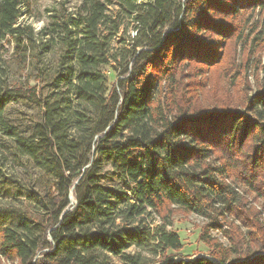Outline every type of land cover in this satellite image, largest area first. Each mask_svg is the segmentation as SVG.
<instances>
[{
	"label": "trees",
	"instance_id": "16d2710c",
	"mask_svg": "<svg viewBox=\"0 0 264 264\" xmlns=\"http://www.w3.org/2000/svg\"><path fill=\"white\" fill-rule=\"evenodd\" d=\"M263 6L264 0H78L46 9L37 30L26 19L33 17L30 0H0V173L23 169V180L5 176V183L32 191L28 207H12L0 218V264H111L112 258L264 264V220L227 181L234 172L264 200L258 155L264 123L236 111L215 118L182 111L176 101L184 67L193 73L198 65L218 66L217 40L225 39L220 49L226 50L239 15ZM106 67L116 73L112 88ZM163 81L180 109L170 119L156 102ZM13 101L39 106L30 128L9 119ZM253 103L262 106L255 113L264 120V100ZM252 127L260 144L249 169L228 148L241 146ZM214 149L221 164L211 161ZM170 207L208 219L200 237L207 244V229H218L221 216L239 219L249 237L231 224L232 250L211 244L216 261L175 259L167 252L182 244L167 229ZM158 217L153 227L148 219ZM230 255L238 258L227 262Z\"/></svg>",
	"mask_w": 264,
	"mask_h": 264
},
{
	"label": "rangeland",
	"instance_id": "374dc122",
	"mask_svg": "<svg viewBox=\"0 0 264 264\" xmlns=\"http://www.w3.org/2000/svg\"><path fill=\"white\" fill-rule=\"evenodd\" d=\"M33 17L25 18L38 30L43 20L47 17L46 9H51L58 6L61 2H65L67 6H74L78 0H30ZM37 17H41V20H36ZM238 23V33L234 39V44L222 51L220 46L225 44V39L221 38L217 40V50L223 56L222 61L218 66L198 65L202 67L201 70L195 71L194 76L191 71L188 72L184 67L183 80L181 89L179 91L178 99L180 109L182 111L199 110L201 115H208L211 118H215L228 111H236L240 116L248 117L250 122L264 123V120L260 119L255 110L262 108L259 104H254L258 97L264 100V6L261 8L252 9L244 12L236 19ZM237 31V30H236ZM133 32L130 33V36ZM213 38V39H212ZM212 41L216 42V38L210 37ZM224 46V45H223ZM194 66V64H191ZM190 68V67H189ZM108 78V88H112L116 81V73L111 69L105 68ZM182 99L184 102H181ZM163 109L165 116L169 119L173 118L179 113L180 109L174 104V99L171 94L170 87L166 81L162 82L161 90L156 97V102ZM253 101V102H252ZM41 110L39 106L27 102H11L7 108L9 119L13 121L19 128L28 129L31 124L35 122L40 114ZM243 118V117H242ZM250 135L245 140L242 139L241 146H236L233 149L228 148L229 154L233 156L234 161L240 163L241 167H247L251 169L255 163H253L254 145L260 144V142L253 137L258 135L259 130L257 127H252ZM245 140V141H244ZM224 146V145H223ZM221 146L223 149L224 147ZM260 149L258 151L259 156L264 154ZM228 152H225V157ZM224 155V154H223ZM220 152L214 149L213 157L211 159L213 164H221L223 159L220 157ZM255 160V159H254ZM1 165V162H0ZM1 167V166H0ZM0 173V218L4 216L5 210L10 208L23 209L31 204L30 190H21L17 184H6L5 176H10L14 180H23L26 176L23 169H10L4 167ZM16 170V171H15ZM264 173V166H263ZM104 171L107 174H111L110 166H106ZM243 174L245 171L240 170ZM27 175L33 176V171L29 169ZM258 172V168H257ZM248 175V173H247ZM240 178H236L234 172L230 173V177L227 180L231 183L233 189L238 193V196L242 200L245 207H250L258 211L259 220H264V200L259 197L258 193L253 192L250 187L245 186L241 182ZM260 180V179H259ZM107 179L105 180V182ZM108 182V181H107ZM257 184V183H256ZM31 185H28L29 189ZM256 188L260 187V184L255 185ZM238 197V198H239ZM2 212V213H1ZM165 211H163L164 213ZM162 213V214H163ZM169 215L170 225L167 226L168 231H174L178 234L182 248L179 251L169 250L168 254H175V259H183L185 261H192L193 258L199 256H206L211 260L216 261L214 249L211 244L219 245L230 252L232 250L231 237L226 233L229 232L231 224L239 227L241 234L245 240L249 237V229L242 225L239 219L232 215L221 216L218 218V229H207L205 234L206 239L210 240V244L205 243L200 239L204 228L209 223L208 219L200 216H195L192 213H185L177 208L170 207V211H166L165 214ZM2 220H5L4 218ZM152 222V226H158L161 223L160 218L148 219ZM131 251L133 248L130 249ZM227 262L236 260L238 257L230 255L227 257ZM2 264H17V262H5ZM111 264H122L117 259L112 258Z\"/></svg>",
	"mask_w": 264,
	"mask_h": 264
},
{
	"label": "water",
	"instance_id": "95a60500",
	"mask_svg": "<svg viewBox=\"0 0 264 264\" xmlns=\"http://www.w3.org/2000/svg\"><path fill=\"white\" fill-rule=\"evenodd\" d=\"M202 257H206V256H202ZM208 258V257H207Z\"/></svg>",
	"mask_w": 264,
	"mask_h": 264
},
{
	"label": "built area",
	"instance_id": "2783aa9c",
	"mask_svg": "<svg viewBox=\"0 0 264 264\" xmlns=\"http://www.w3.org/2000/svg\"><path fill=\"white\" fill-rule=\"evenodd\" d=\"M203 218V217H202Z\"/></svg>",
	"mask_w": 264,
	"mask_h": 264
}]
</instances>
